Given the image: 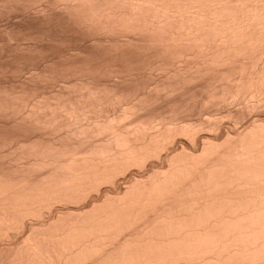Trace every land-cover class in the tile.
<instances>
[{
    "label": "bare ground",
    "instance_id": "obj_1",
    "mask_svg": "<svg viewBox=\"0 0 264 264\" xmlns=\"http://www.w3.org/2000/svg\"><path fill=\"white\" fill-rule=\"evenodd\" d=\"M0 12L81 45L16 77L63 91H0V119L38 135L0 134V264H264V117L242 124L264 110V0H0Z\"/></svg>",
    "mask_w": 264,
    "mask_h": 264
},
{
    "label": "rangeland",
    "instance_id": "obj_2",
    "mask_svg": "<svg viewBox=\"0 0 264 264\" xmlns=\"http://www.w3.org/2000/svg\"><path fill=\"white\" fill-rule=\"evenodd\" d=\"M16 13H14V14H12V16L10 15L8 18L5 16L4 17V15L2 16L1 15V12H0V82L1 81H3L2 83H0V91L2 90V89H7V90H18L19 91V89L20 90H22V87L24 86V85H22V87H21V84H19L18 82H19V79H20V77H19V79L18 78H16L17 76H22L23 74V76L25 77V75H27L28 76V72H27V70L30 68H32L33 66V69H38V70H43L44 69V61L42 60V59H44V57H39V56H41V54L44 56V54L46 53V52H48L50 55H52L53 57L55 56L56 58H57V56L59 55V57L61 56L60 54H66L65 52H67L69 49V51H71V48H72V50H74V49H78L79 47L81 48V45H79L78 44V42L76 43V42H74V40L73 39H69V36L67 37V35L66 36H64L65 34L64 33H61L62 32V30H60V29H55V28H52L53 29V31H51L50 30V32H48V28H47V26L45 25V28H44V23H42L43 25H41V23L40 22H38V21H35V20H27L26 22L24 21V22H22L21 21V19L20 18H18V17H20L19 16V14H17V15H15ZM15 21V22H14ZM13 22V23H12ZM17 22V24L15 25V23ZM7 23V24H6ZM9 26V27H8ZM14 27V28H13ZM37 27V28H36ZM39 28V29H38ZM27 29V30H26ZM58 30H60V31H58ZM2 31V32H1ZM45 31V32H44ZM9 33V34H7V33ZM32 32V33H31ZM37 32V33H36ZM48 32V33H47ZM52 32H53V34H52ZM48 34H50V35H48ZM4 35V36H3ZM6 35L7 36H12V38H14L15 36V38L13 39L14 40V45L13 44H11V42H8V40H6V41H4L5 40V37H6ZM36 35V36H35ZM43 35H44V37H43ZM56 35V36H55ZM60 35V36H59ZM11 36H10V38H11ZM39 36L41 37V39H39ZM47 36H50V39L51 38H53V40L51 39V40H49V42L47 41L46 42V40L45 39H48L49 37H47ZM43 37V38H42ZM9 38V37H8ZM7 38V39H8ZM56 38V39H55ZM69 40H68V39ZM17 39V40H16ZM32 39H34V40H32ZM39 39V40H38ZM45 40L44 42H41V40ZM54 39H55V41H54ZM58 39H59V42H57L58 41ZM20 41V42H24L25 43V41H29L28 42V44H32L33 43V45L35 46V47H30V49H28L27 47H25L24 48V50H19V49H17L16 48V42L17 41ZM24 40V41H23ZM36 40V41H35ZM67 40V41H66ZM40 41V42H39ZM51 41V42H50ZM66 41V42H65ZM3 42H5V44L3 43ZM20 42H17V44H19ZM7 43V44H6ZM9 43V44H8ZM40 43H41V45H40ZM54 43V44H53ZM67 43V44H66ZM11 44V45H10ZM26 44H27V42H26ZM37 44V45H36ZM56 44H58V45H56ZM78 44V45H77ZM7 45V46H6ZM77 47H76V46ZM79 46V47H78ZM68 47H70V48H68ZM16 49H17V51H16ZM35 49H37V52H36V50ZM39 49V50H38ZM44 49V50H43ZM61 49V50H60ZM82 49H83V46H82ZM15 50V51H14ZM41 50V51H40ZM49 50V51H48ZM63 50V51H62ZM66 50V51H65ZM5 51V52H4ZM14 51V52H13ZM31 51V52H30ZM65 51V52H64ZM68 51V52H69ZM20 52V53H19ZM42 52V53H41ZM19 53V54H18ZM27 53V54H26ZM34 53H36V54H34ZM48 53H46L45 54V57L48 55ZM14 54V55H13ZM24 54V55H23ZM34 55V56H33ZM49 55V56H50ZM10 56V57H9ZM17 58H16V57ZM32 57V58H31ZM24 58V59H23ZM27 58V59H26ZM41 58V59H40ZM9 59V60H8ZM33 59V60H32ZM10 63H9V62ZM20 63H19V62ZM36 61V62H35ZM8 62V63H7ZM41 62V63H40ZM24 63V64H23ZM33 63V64H32ZM43 64V65H42ZM38 65H40V66H38ZM22 66V67H21ZM38 66V67H37ZM12 67V69H10ZM43 69H42V68ZM20 68V69H19ZM22 68H23V73L21 72V70H22ZM40 68V69H39ZM8 69V70H7ZM29 69V70H30ZM7 70V71H6ZM25 70V71H24ZM37 70V71H38ZM4 71V72H3ZM18 71V72H17ZM20 72L22 73V75H20ZM26 74H25V73ZM40 72V71H39ZM19 74V75H18ZM13 78H12V77ZM15 76V77H14ZM22 76V77H23ZM3 77V78H2ZM21 77V78H22ZM18 79L17 81H16V83H18V84H16V83H13V81L14 80H16V79ZM8 80V82H6ZM11 80V81H10ZM5 81V82H4ZM15 82V81H14ZM145 82H147V80L145 81H143V83H145ZM13 84V85H12ZM140 84H142L141 82H140ZM32 84H29L27 87H26V85H25V87H23L24 89H23V92L26 94L27 92H29V95H30V97H31V94L33 95V97H35V96H37V97H40L41 95L42 96H44L43 94H45V96H49V95H52V94H55V93H58V92H61V91H63V87L62 86H59V85H57V84H40V83H37V84H33V86H31ZM37 85V86H36ZM41 85V86H40ZM43 85V86H42ZM16 87V88H15ZM18 87V88H17ZM31 87V88H30ZM32 87H33V89H32ZM53 87V88H52ZM26 88V89H25ZM36 90H35V89ZM39 88V89H38ZM57 88V89H56ZM61 88V89H60ZM53 91H52V90ZM43 92H42V91ZM61 90V91H60ZM3 91V90H2ZM1 91V92H2ZM48 91V92H47ZM0 92V93H1ZM11 94L13 93V92H11V91H9ZM22 92V93H23ZM38 94H37V93ZM45 92V93H44ZM4 94L6 93V90L3 92ZM2 93V94H3ZM9 93V94H10ZM21 94V91L20 92H15V94H18V95H20ZM49 95H48V94ZM7 94H8V91H7ZM25 94L23 95H20V97L22 98H24V99H26V96H25ZM47 94V95H46ZM28 95V96H29ZM35 95V96H34ZM39 95V96H38ZM30 97H28V98H30ZM32 97V98H33ZM36 97V98H37ZM32 100H34V99H32ZM19 103H20V101H19ZM14 106H16V105H14ZM18 106H20V104H18L17 105V107L14 109V113H17L16 111L17 110H19L18 108ZM17 109V110H16ZM224 109H226V108H220L219 109V112H217V113H221V114H223L224 112H225V110ZM16 110V111H15ZM223 110V113L221 112V111ZM212 111H208V114L211 116V114L213 113H211ZM14 113H13V115H14ZM197 113V112H196ZM196 113H193V115L191 114V116H190V114L189 115H187L188 117L187 118H185L186 116H183V118H185V119H189V120H191V121H193V122H195V123H197L199 120L198 119H200V121L199 122H201V120L202 121H205V120H207L208 118L210 119V116L209 115H207L206 113H207V111L204 113V114H202V115H198V113L196 114ZM196 114V115H195ZM255 114H257V113H255ZM255 114H253V116L255 115ZM261 114V115H260ZM205 115V116H204ZM15 116H17L16 114H15ZM195 116V117H194ZM247 116L246 117V120H244L243 121V123L242 124H245V123H247L249 120H250V118L252 119V118H262V117H264V110H262V112L260 111V113H258V115H256V116ZM190 117V118H189ZM200 117V118H199ZM206 117V118H205ZM12 118H15L14 116H12L10 119V121H8L7 122V120H4V117H1V119H0V134H1V136H4L6 139H5V141H7V138H8V142H9V139L10 140H13V139H16V138H18L20 135H21V137L19 138L20 140H23V138L28 142V140L30 141V140H33L34 138H36L38 135H37V131L35 132L34 130H33V132L31 131V129H33V128H30V127H26V129H20V126H18V127H15L14 126V124H12V126H11V121H12ZM248 118V119H247ZM3 119V120H2ZM6 119V118H5ZM7 119H9V118H7ZM194 119H195V121H194ZM182 121V117L178 120V121ZM224 121V120H223ZM221 122V123H223L222 125H223V127L226 129V130H232V127H231V125L230 124H228V122L229 121H227V120H225L224 122ZM227 121V122H226ZM6 123H8V124H6ZM3 125V126H2ZM6 125V126H5ZM10 125V126H9ZM3 128H2V127ZM13 127V128H12ZM15 127V128H14ZM23 126H21V128H22ZM25 127V126H24ZM228 127V128H227ZM230 127V128H229ZM8 128V129H7ZM19 128V130H17L16 131V129H18ZM2 129V130H1ZM12 129V130H11ZM29 129V130H28ZM11 130V131H10ZM26 130L28 131V135H27V132H26ZM21 131H25V134L24 133H22L21 134ZM9 132V133H8ZM31 132V133H30ZM7 133V134H6ZM19 134V136H18V134ZM40 133H42V132H40ZM46 133V132H45ZM45 133H42V136L41 135H39V137H42L41 139H44V140H47V139H49V135H47V136H45ZM212 132H210L209 133V131H202L201 133H200V135L201 136H205V137H212V135L213 134H215L214 132L211 134ZM219 133V132H218ZM217 132H216V134L217 135H215V136H218L219 134H218ZM39 134V133H38ZM12 135V136H11ZM35 135H37L36 137H34ZM44 135V136H43ZM211 135V136H210ZM1 136H0V144L2 143V144H5L4 143V137H2L1 138ZM16 136H18V137H16ZM28 136L31 138L32 136V138L33 139H30V138H28ZM12 139H11V138ZM16 137V138H15ZM44 137V138H43ZM213 137H214V135H213ZM22 138V139H21ZM182 140H183V142H185L184 141V139H181L180 138V142H182ZM3 141V142H2ZM178 141V142H179ZM187 142V141H186ZM2 144L0 145V146H2ZM7 145H8V148L5 146V148L7 149V151H8V149H9V143H6ZM5 144V145H6ZM11 145V144H10ZM4 148V146H2V149H4L3 151L4 152H1V150H0V152H1V154H0V156H2V154L3 153H6L7 151H6V149ZM6 151V152H5ZM1 161H0V163H2L3 161H5V160H2V159H0ZM5 164H7V162L5 161ZM122 180H124V178L123 177H120ZM119 178V182H123L121 179ZM124 182H125V180H124ZM123 182V183H124Z\"/></svg>",
    "mask_w": 264,
    "mask_h": 264
}]
</instances>
